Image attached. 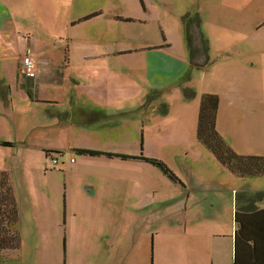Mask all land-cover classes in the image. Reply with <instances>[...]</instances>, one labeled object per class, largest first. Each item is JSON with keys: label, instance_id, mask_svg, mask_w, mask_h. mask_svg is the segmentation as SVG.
Returning a JSON list of instances; mask_svg holds the SVG:
<instances>
[{"label": "rangeland", "instance_id": "1", "mask_svg": "<svg viewBox=\"0 0 264 264\" xmlns=\"http://www.w3.org/2000/svg\"><path fill=\"white\" fill-rule=\"evenodd\" d=\"M0 2L11 13L12 0ZM34 2L23 10L26 20L34 15L31 12ZM245 6L242 5L240 27L233 21H220L221 16L233 15L219 5V0H73L68 6H61V12L64 10L67 15L70 10L76 14L101 8L103 17L70 27L69 32L77 35L79 41L94 39L109 44L115 52L131 47L139 49L131 58H124L122 64L115 58V70L110 68L108 75L111 81H132L127 87L129 96L136 92L147 95L146 87L142 88L137 81H156L160 85L155 91L160 100L150 103L145 113L135 110L142 104L137 100L124 103L120 113L131 112L124 117L131 122L129 125L121 128L115 125L114 131L107 134L95 129L98 125L91 127V134L79 135V143L84 147L105 148L110 154L135 153L162 161L184 183L170 180L161 169L146 162L125 160L123 167L117 165L115 158L88 161L64 151L62 156H54L58 159L56 165L47 154L30 157V151L20 148L3 151L7 153L0 156V167L9 173L8 185L17 202L20 244L17 250L8 252L18 259L13 264H122L124 255L128 256L124 264H211L204 253L208 249L209 257L212 252L214 224L221 226L222 233L230 228L226 200L208 189L199 193L203 201L191 206L189 199L186 212L183 210L187 203L186 186H191L194 179L198 180L194 185L200 183V187L205 176L219 183L225 180V172L213 154L196 139L201 95L217 94L221 83L217 134L242 154L264 157V67L252 66L248 55L233 51L237 38L236 46L242 52L252 47L259 59L264 56V28L255 30V40L250 37L249 26L255 17L252 14L251 18ZM195 15L200 16V28L209 40V61L202 66L188 65L179 79L180 71L170 69V58L191 61V44L188 49L183 18ZM94 23L98 29H91ZM101 26H110L111 31L106 33ZM118 27L126 28L129 34L120 36ZM239 29L241 34L235 31ZM195 33L192 62L198 63L205 55ZM79 41L78 47L98 46ZM145 45H151V50L164 49L168 54L155 59V53ZM71 46L67 55L75 61L78 57ZM88 46L82 49L83 53ZM67 55L59 54L61 64ZM87 62L91 63L85 65L88 69L96 67L100 79L102 66L94 65L93 60ZM65 72L66 78L72 75L83 81L76 64L69 65ZM235 72H240L242 81L228 80L226 73L233 78ZM171 82L176 85L168 87ZM117 104L115 101V108ZM9 152L14 154L12 159L8 158ZM70 158L77 164L73 165ZM83 180L93 182V193L85 189L91 184L81 188ZM240 183L264 189V177L243 178ZM92 212L98 217L94 218Z\"/></svg>", "mask_w": 264, "mask_h": 264}, {"label": "crops", "instance_id": "2", "mask_svg": "<svg viewBox=\"0 0 264 264\" xmlns=\"http://www.w3.org/2000/svg\"><path fill=\"white\" fill-rule=\"evenodd\" d=\"M33 1H35L33 3L35 8H31V12L34 15L31 19L26 20L23 10L25 7L31 6V2ZM72 1L66 3V0H12L11 13L4 9L5 6L0 2V48L3 50L0 53V156H6L7 152L4 154L3 151L15 148L30 151V157H35L38 154L45 156L47 154L50 158L54 156L60 157L64 151H71L70 153L75 154L74 151L79 149L110 154L111 152L105 148L93 145L92 147H84L79 143V135L91 134L90 128H95L97 125L99 127L95 129H101L102 134L114 131L115 125H118L117 128L129 125L131 122L129 123V120L126 121L124 117L131 112L125 111L124 113H120L124 103H131L130 101L134 100L142 103L138 104L137 107L134 105L135 110L141 114L145 113L150 103L160 100V96L155 95V91L160 88V85L156 81H137L142 88L146 87L147 95H140L136 92L131 93L132 95L129 96L127 87L131 85L132 81H111L109 79V73L111 75L110 68L115 70L114 59H119V62L122 64L124 58H131L130 56L137 53L139 49L131 47L127 50L115 52L109 48V44L100 43L94 39L92 41L86 39L79 41L77 35H72L69 32L71 30L70 27L75 28L76 26L79 27L80 24L91 23L95 19L103 17V12L101 8L93 11L91 9L87 11L82 10L81 13L76 14H72V10H70L68 15L64 10L61 12V6H68ZM244 4L247 5L245 7L248 9V14L250 16L253 14L255 17L254 19L251 16L252 23L249 26V30L251 31L250 37L255 40V30L264 28V0H219V5L223 9H228L233 15L230 18L221 16L220 21L222 23L233 21L237 27H240L239 23L243 11L242 5ZM116 17L111 16V19H116ZM257 17L259 18L257 19ZM183 22L186 23V42L190 39L187 47L189 49V44H191V48L189 49L191 61L188 63L181 59L179 60L178 57L170 58V69H178L180 71L177 73L179 79L187 71L188 65L190 67L202 66L209 61V57L207 56L209 40L206 33L200 28V16L195 15V17L188 18L185 16ZM189 25H191L190 30ZM97 27L96 23L91 25V29H98ZM100 28L106 33L111 31L110 26H101ZM194 31H196L195 34L200 38L199 43L204 49L205 55L203 56V60L198 63L192 62V57L196 50L195 45L192 48ZM235 31L237 34H241L240 29ZM98 33L100 34L99 31ZM98 33H95V36ZM118 33L123 37L125 34H129V30L118 27ZM78 41L80 43L89 41L92 44L96 43L98 46L80 45L78 47ZM236 45L237 38H235L233 45V51L237 55L244 53L251 59L252 66H255V64L261 66L263 64L264 67V56H262V59H259V55L252 47L242 52ZM70 46L78 57L75 61L67 55ZM87 46L86 52L83 53L82 49ZM145 46L149 47V49L151 48V45ZM26 51H29L32 59L35 61L36 76L34 79L27 78L23 72L21 58ZM149 51L155 53V59H162L164 53L168 54L164 49H150ZM62 52L67 55L63 64H61L59 56ZM91 60L96 62L94 65L100 64L102 66V70L99 73L100 79L96 75V67L92 68L90 66L88 69L85 66L86 64H91L87 62ZM71 64H76L77 68L81 70L83 81H77V76L73 77L72 75L70 78L69 76L66 78L65 71ZM226 76L229 81H242L240 79V72H235L233 78L227 73ZM41 78L43 79L42 81H40ZM50 79L54 81H49ZM69 79L70 81H68ZM220 84L218 93L213 94L218 97L219 102ZM174 85L176 83L171 82L168 84V87ZM153 90L154 93H151ZM184 90L185 87L182 91ZM115 101L118 102L116 108L113 105ZM3 143H8V145H3ZM226 143L238 155L257 156L256 153L242 154L228 141ZM12 152H9V159L14 157ZM104 154L94 157L88 155L78 156H82L80 158L83 159L85 157L88 161L91 158H103V160L115 158H109ZM128 154L130 153H117V155ZM130 155H135L133 157L139 156V154L135 153ZM115 159L119 162L117 163L118 166H125L123 165L125 164V160ZM22 160H25V157ZM56 160L58 164V159ZM134 161L136 163L143 162L138 159ZM59 164L63 165L64 163L59 162ZM72 164H77V161L73 160ZM219 166L225 172V180L219 183L218 181H212L210 176H205L202 178L204 185L200 187V183L197 184L198 180L194 179L191 186H186L187 192L185 198L187 199V203L183 207V210L186 212L189 199L191 206H194L195 203L198 204L202 200L199 196L200 192L206 193L210 189L214 194H218L222 200H226L227 202L230 228L222 233L221 226H217V223L214 224L215 228L212 230L211 236L213 241L210 242L212 252L208 257L209 251L208 249L205 250L206 259L211 261V264H234V234L237 229L234 222V213L237 211L243 215H249L251 219L247 222L250 233L249 248L244 252L242 250L239 251L236 264H264V189L240 183L243 178L236 177L220 164ZM1 172L7 174L9 181V173L0 167ZM88 177L92 179L91 176ZM94 178L98 177L95 176ZM107 179L111 180L109 177ZM178 180L182 184L184 183L180 178ZM83 181L80 184L81 188L83 189L86 186L85 184H91L89 187H85V189L89 188L90 192L93 193L95 189L93 182L88 180V182ZM104 182H106V179H104ZM195 182H197V188H195ZM13 198L17 209L14 195ZM206 200L207 198L204 201ZM91 215L94 218L98 217L96 212H92ZM223 223L224 227H227V224ZM17 227L18 222L12 228L17 232ZM149 233L150 237L154 238L152 232ZM144 235L147 238L148 235L145 233ZM11 254L7 251L0 254V264L16 263L18 259H14ZM125 257L128 256H123L122 264L126 262ZM16 258L18 257L16 256Z\"/></svg>", "mask_w": 264, "mask_h": 264}, {"label": "trees", "instance_id": "3", "mask_svg": "<svg viewBox=\"0 0 264 264\" xmlns=\"http://www.w3.org/2000/svg\"><path fill=\"white\" fill-rule=\"evenodd\" d=\"M189 42V40L187 41ZM218 97L213 94H204L200 98L199 109L197 114L196 139L203 144L215 157L217 162L226 168L236 177H264V157L262 156H242L236 154L230 146L216 132L215 123L218 110ZM8 145V143H3ZM76 155L100 156L104 153L92 150H75ZM108 157H115L121 160H142L148 164L158 167L174 181L180 182L173 175L162 161L145 158L142 154L138 157L117 155L105 153ZM251 217L242 213H234V222L237 229L234 234V264L237 262V254L240 250L243 252L249 248L250 233L248 224ZM17 222V211L10 186L8 185V176L6 173H0V251L13 252L19 246V236L13 230Z\"/></svg>", "mask_w": 264, "mask_h": 264}, {"label": "built area", "instance_id": "4", "mask_svg": "<svg viewBox=\"0 0 264 264\" xmlns=\"http://www.w3.org/2000/svg\"><path fill=\"white\" fill-rule=\"evenodd\" d=\"M21 62L24 75L29 79H34L36 76V65L29 51H26V53L22 56ZM51 162L52 164H57V160L54 157L51 158ZM70 162H73V159H71Z\"/></svg>", "mask_w": 264, "mask_h": 264}]
</instances>
